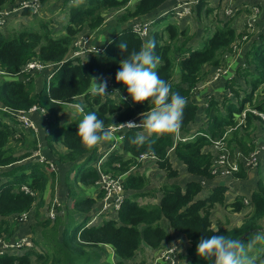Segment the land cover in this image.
Masks as SVG:
<instances>
[{
  "label": "trees",
  "instance_id": "obj_1",
  "mask_svg": "<svg viewBox=\"0 0 264 264\" xmlns=\"http://www.w3.org/2000/svg\"><path fill=\"white\" fill-rule=\"evenodd\" d=\"M46 1L48 0H40L41 5ZM134 1L64 0L62 7L66 12V23L64 33L58 36H54L53 30L46 23L41 24L40 29L25 27L10 34L0 31V68L6 76H21L22 68L32 59L59 63L50 81H45L38 93H34L35 84L31 73H24L23 77L17 78L0 77V103L3 105L0 108V166L10 165L31 155L14 156V149L7 146L14 134V129L7 120L18 121L13 113L15 110L28 111L34 106L46 108L54 114L55 120L50 122L48 136L50 148L55 152L53 143H62L66 146L67 153L58 154L59 160L74 163L70 170V173H74L72 179L70 173L66 178L68 197L73 200L72 210L66 215V221L57 215L54 220L47 218L42 222V232L51 244V251L37 252L29 249L21 255L2 254L0 264H32L34 256L37 264H107L100 261L101 255L97 248L101 244L112 245L120 258L117 264H124V261L136 256L143 242L158 248L169 237L166 227L161 224L164 218L190 242L184 256L185 264H209L196 253L197 243L202 236L227 235L247 242L253 239V234L264 232L263 175L252 191L250 201L245 196L238 195L231 204L237 212L247 204L251 205L252 210L245 216L242 224L228 227L223 225L228 223L225 221L214 227L212 212L218 203L225 202L228 190L226 185H217L210 190L208 197L198 198L203 190L199 181L191 180L184 186L165 183L158 190L148 189L149 178L136 170L143 164L140 159L142 155L153 153L157 158L156 164L169 178L178 176V170L173 167L170 159V150L173 149L175 156L185 164L188 173L213 178L216 155L207 148L220 141L222 148L219 152L223 153L225 150L228 160L236 162L237 169L231 171L232 176L238 179L248 178L244 159L250 158L258 149L255 134L259 127L264 128L262 116L248 110L251 108L264 114V90L261 88L264 85V31L248 32L247 27L238 31L234 26V17L231 16L226 21H219L213 30L205 25L204 31L208 36L200 48L190 44L193 35L188 33V28L180 27L177 23H168L152 31L147 38L141 37L132 24H129L109 41L104 57L98 53H91L86 59L68 57L78 34L86 28L94 31L104 26L108 11L123 10L118 21L126 23L153 13L169 0ZM18 4L17 0H0V8ZM194 10L200 16L202 13L208 16L215 8L207 0H199ZM24 11L26 14L30 13L28 9ZM151 20L154 26L156 20ZM150 39L155 40V54L160 57L156 71L171 85L173 91L187 98L182 127L176 133L160 135L159 139L153 136L155 143L151 152H147L145 147L137 148L130 143L137 133L143 134V128L126 129L122 148L112 151L105 162L101 161L99 170L89 164L100 159L98 145L89 150L76 135L78 124L83 118L76 117L70 123L60 126L58 108L76 103V98L83 96L84 114L95 112L105 126L109 127L155 107L147 101L134 103L131 98L93 96L91 92V77L102 76L103 73L119 93L126 91V87L115 80L119 63L126 55L118 45L121 41H126L131 52L139 50ZM238 48L243 50L242 64L237 66L234 76L226 79L222 97L212 95L208 98L203 109L207 118L205 125L191 139H176L178 133L187 135L191 124L198 117L200 106L194 98V90L198 84L208 80L212 68L226 67L229 57L236 55ZM244 110H247L246 117L241 122L240 115ZM30 133L37 139L35 131L31 130ZM32 147L33 151L38 149L36 143ZM86 154L88 156L84 162H76ZM45 167V163L29 160L2 173L6 177L14 175V178L0 184V235L7 238L13 236L16 224L10 223V216L21 215L35 207L38 193L44 192L48 182ZM20 170L26 172L16 175ZM99 171L112 173L114 176L125 174L124 188L136 192L124 198L117 219H105L101 225L87 226V216L75 224L77 212L89 213L96 199L104 196L103 189L96 197L87 196L84 190L96 184L100 178ZM52 173L55 178V172ZM22 185L30 187L35 194L23 191ZM54 185L55 182L52 184V192ZM157 191L162 194L159 205L141 204L138 201L143 196H155ZM43 205L44 199L41 197L38 206ZM63 224L60 237L59 227ZM252 245L259 248L256 250L259 251L256 264H264L260 241ZM248 254L253 256L254 251L248 250Z\"/></svg>",
  "mask_w": 264,
  "mask_h": 264
},
{
  "label": "crops",
  "instance_id": "obj_2",
  "mask_svg": "<svg viewBox=\"0 0 264 264\" xmlns=\"http://www.w3.org/2000/svg\"><path fill=\"white\" fill-rule=\"evenodd\" d=\"M20 1H22V0H17V2H20ZM183 1H192L193 3H196L198 0H169L166 3H164L159 9L154 11L153 13H151L147 16H143V17L134 19L130 22L121 23L117 19L114 23H111L109 25L105 24L101 28L92 31V33H89V34L83 33L86 30V29H84L76 37V39L74 41V45H73L70 53H68V57H71L74 49H79L80 47L85 50V52L82 55V59H86L87 57H89L91 52H88L87 50L90 48H93V47L104 48L103 52L98 53L102 57H104L105 48H106L107 44L109 43V41L113 38V36L116 33H118L125 26H127L129 24L133 25V23L137 20L154 19V20H156V22L153 26V30L158 29V27L162 28V27L166 26V24L161 23L164 20H166L164 17L169 15V12L172 10V8L175 4H177L178 2H183ZM209 2H210V0H208V3ZM10 8H11V5L4 7V9H10ZM166 13H168V14L165 15ZM14 16H19V17L23 18V17H27L28 13L26 14V11L22 10L20 12L11 13L9 16H6V17H4V15L0 13V21L4 20L3 23H0V31H2L3 33H6L3 30L4 29L6 30V28L11 26L12 22H14L13 21ZM87 30H89V29H87ZM89 31H91V30H89ZM12 32H14V31H12ZM12 32H9L8 34H10ZM56 36H58V35H56ZM79 41H81V46L77 47L76 44ZM192 45L195 46L194 43H192ZM202 46H203V42L200 43L199 47H202ZM195 47H197V46H195ZM240 64H242V63H239V65ZM237 66L231 67L234 72H235ZM207 69H210V68L208 67ZM216 69L217 68H212L211 73L215 72ZM50 72H51V70L47 69L43 72L31 73V76L34 78V84H36L34 93H38L42 89L45 81H47V77H48ZM23 74L20 77H23L24 76ZM102 76L104 78H107L105 73H103ZM1 77H3V76H1ZM41 78H42V80H41ZM25 79H27V77H25ZM223 79L226 80L225 78H223ZM223 79H219L218 81L206 80V81H203V82L198 84L196 90H194V98L200 106V112L198 114L196 121L193 124H191L189 131L187 132V135H183L181 133H178L176 135V139H179V138L191 139L192 137H195L197 130L201 126L205 125L207 118L204 114L203 109L207 105L208 98L210 96L215 95V96L221 98L222 95L225 93V82ZM239 81L243 85H245L243 80L239 79ZM209 83L213 84V86L212 87L209 86L210 88L207 90L206 87ZM219 87H222V88L220 90H218ZM126 96H127V90L124 92H121L120 97L131 98L130 96H128V97H126ZM114 98H116V97H114ZM82 104H83V96H79L76 98V103L68 104L66 106H71V107H74L76 109V107H75L76 105H82ZM37 107L38 108L32 112V119L38 125V131L35 132L37 135L38 142H37V139L32 135V133H30L31 129L30 130L29 129H23L17 120L10 121L8 119L7 122L14 129V134L10 138L7 146L9 148L14 149V156L19 157V156H23L24 154H30V153L32 154L33 153L32 145L36 143L38 146L37 151H39L40 155H42V156L50 159L52 162H54L57 169H56V171H54L55 172V178H53L52 177L53 173L50 170V168L48 166H46L44 168V171L46 172V174L48 176V182L46 184V188H45L44 192L38 193L39 198L36 202L35 207L33 209L29 210L28 212L24 213V214H26V216L23 217L22 219H21L20 215H18V214L10 216V218H9L10 223L11 224L14 223L16 225L14 228L15 231L13 233V236H11L9 238L18 239V238L28 237V238L32 239L33 242L35 243V247L32 249H35L37 252H40V250H42L41 247H43L42 252H50L51 251V244L49 241H47L44 238V235L42 233V231H43L42 222H44L47 219L46 215L48 213V209L53 204L54 200L57 201V205H58L57 209L60 208V210L58 211L59 217L65 219V221H66V215L72 210L73 200L68 197V191L66 188L67 187L66 186V178H67V175H68L69 171L71 170L72 165L74 163L73 162L64 163V162L59 160L58 154H66L67 153V148L62 143H60V142L53 143V145L55 147V152H53L52 149L50 148V145L48 142V136L50 134V122L55 120V116L50 111H48L46 108H43L40 106H37ZM0 108H3V105L1 103H0ZM63 108L71 109V108L65 107V106L58 108V116L60 115V111ZM40 109H41V113L39 112ZM72 113L64 115L65 116L64 119L67 121L63 123L60 120L59 121L60 126L67 124V123H70L76 117H80V116L83 117V114L79 113L77 110L74 112V114H72ZM141 114L142 113H138L134 117L138 124L142 120ZM59 119H60V117H59ZM143 134H147L145 132V130L143 131ZM117 135L118 134H115L114 137H117ZM255 135H256V140H257V144H258L259 163L257 166L247 168L248 172L250 173V179H248V180L235 178L234 176H232L231 173L227 172L224 167L218 166L217 163L215 164V161H214V165L218 166V173H216L213 178L200 177V176L190 174L187 172L185 164H183L175 156L173 149L170 150L171 163H172L173 167L178 170V176L173 177L169 180L167 179L170 183H178V184L184 186L187 182H189L191 180L199 181L203 186V190L198 194V196H197L198 198L208 197L210 190L217 185L223 184V185H226L228 187V190L225 193V202L223 204L218 203L212 212L211 218H212V220L215 219V222L213 220V226L214 227H217L220 224V222L221 223L225 222V221H222L220 219V218L224 217L223 209L225 210V212H226V210L229 211L228 218L231 221L232 220L233 221L238 220L234 224H232V226L241 225L245 216L248 215L252 210L251 205L247 204L246 207L242 208V210L237 212V211L233 210L231 204L235 201V198L238 195H243V196H245V199H248L250 201L251 193L257 186L259 174H260V172H262V170H264V128L259 127L257 129ZM113 141L114 140H110V141L102 142V143L98 144V155L100 156V159L98 161H92L89 164L98 168L100 160H102V163L105 162L106 159L108 158L109 154L112 151L120 150L122 148V143H120L118 148H116L115 150H112L111 146L113 144ZM207 150L212 151L217 156L218 151H217V148L214 146V144L211 145L210 147H208ZM87 156H88V154L80 157L76 162L77 163L84 162L86 160ZM29 160L36 161L35 158L27 157V158H24L20 161H17L15 163H12V164L7 165V166H0V184H3L4 182H7L8 180H11L14 178V175H11L10 177H6L5 175L2 174L3 172H6V171L12 169L13 167L18 166V165L24 164V163L28 162ZM136 170L141 172L142 174H145L150 179V182H151L150 186H153V187L159 188L161 186V185L159 186V182L165 180V178H166L165 171H163L161 168H159L155 161H151V160L144 161L143 164L140 167H138ZM23 172H26V170L25 171L20 170L16 175H20ZM99 174H100V178L96 182V184H94L90 187L84 188L87 196L96 197L98 195V193L101 191L102 171H99ZM73 175L74 174H70L71 179H72ZM54 182H55V185L53 186L54 191L52 192V184ZM77 190L79 191V188H77ZM135 192L136 191H134V190H126L125 194L127 196V195L133 194ZM156 195L155 196H150V195L143 196V197H140L138 201L141 204L159 205L160 201H161L162 194L159 192ZM41 197L44 199V205L38 206L39 199ZM101 207H102V199L98 198V199H96V201H95V203H94V205H93V207L89 213L77 212L75 214L74 223L78 224L81 221H83V219L85 217L88 216L89 220L86 224L87 226L101 225L105 219H109V218H106L104 214L100 213ZM240 216H241V219H240ZM113 218L117 219L118 214L114 215ZM163 220H165V221H163ZM161 224L164 227H166V229L169 233V237L161 244V246L158 248H154V247L150 246L149 244H147L146 242H143L141 245V248H140L139 252L136 254V256L133 259L124 261V264H133V263L134 264H137V263H139V264L144 263L145 264L148 262V260H150V258L156 256L155 254L160 249L165 248L166 246L170 245L171 243H177V244L180 243L179 244L180 256H181L182 261H183V263L182 262L181 263L185 264L186 260L184 259V256L187 254V250L190 247L189 240L186 238V236L184 234L175 231L170 226L168 220H166L165 218L161 220ZM223 225L228 226L225 223H223ZM62 226L64 227V224L59 227V229L61 228L60 233H59L60 237H62V231L64 229ZM142 226L144 227V225H141V227ZM34 235L35 236L39 235L40 237L39 236L35 237ZM182 243H184L183 246H182ZM252 247H253V245H252ZM97 249L99 251V254L101 255V259H100L101 262H105L107 264H112L114 262V264H117L120 261V258L116 255L115 249L112 245H110V244H103L102 245L101 244L100 247H98ZM26 251L27 250H14L11 252V254L21 255V254L25 253ZM255 252H257V251H255ZM255 252L253 255H257V253H255ZM251 257H253L254 259L257 258L256 256H251ZM35 259H36V256H34V260Z\"/></svg>",
  "mask_w": 264,
  "mask_h": 264
},
{
  "label": "clouds",
  "instance_id": "obj_3",
  "mask_svg": "<svg viewBox=\"0 0 264 264\" xmlns=\"http://www.w3.org/2000/svg\"><path fill=\"white\" fill-rule=\"evenodd\" d=\"M34 7L38 10V6ZM118 47L126 55L119 63V70L115 75L116 82L126 87L134 103L147 101L155 106L141 114L142 120L139 124L130 121L120 126L129 129L143 128L147 134L137 133L130 143L137 148L145 147L147 152H151L155 143L153 136L159 139L160 135L173 134L181 129L187 98L173 91L171 85L156 71L160 57L155 54L154 39L146 41L139 50L131 52L126 41H121ZM91 80L93 96L108 95L106 78L94 76ZM75 107L79 113H84L82 105ZM115 126L113 124L106 127L95 112H90L83 114L76 135L81 143L91 150L102 142L114 140L112 129ZM256 241H264V233L253 234V239L247 242L227 235L202 236L197 243L196 253L209 264H256L255 259L248 254V249Z\"/></svg>",
  "mask_w": 264,
  "mask_h": 264
},
{
  "label": "built area",
  "instance_id": "obj_4",
  "mask_svg": "<svg viewBox=\"0 0 264 264\" xmlns=\"http://www.w3.org/2000/svg\"><path fill=\"white\" fill-rule=\"evenodd\" d=\"M34 6H38V10ZM28 9L32 14H39L41 11V2L40 0H22L19 2L17 6L11 7L10 9H4L0 8V13L4 15V17L9 16L11 13L15 12H20L22 10ZM173 13L175 14L176 19L178 20H183L187 19L189 16H191L194 12V5L191 1H183L179 2L172 8ZM230 15V14H229ZM4 21V20H1ZM152 20L151 19H144V20H137L133 23L132 27L134 30L143 38H147L150 33L152 32ZM78 46H81V41H79L77 44ZM237 48V46H235ZM98 49V52H97ZM88 52L91 53H101L104 51V48L101 47H93L87 50ZM85 52L84 49L81 47L79 49H74L73 54L71 57H79L82 58L83 53ZM241 52V49L238 48L237 54ZM229 56V55H228ZM233 55H231L232 57ZM59 63H46L42 60L39 59H32L27 64L22 68L21 73H36V72H43L47 69H50L51 72L49 73L47 77V81H50L52 78L55 70L58 68ZM231 66H229V61L226 67H221L217 68L215 72L212 73L211 78L209 81H218L221 78H231L234 76L235 72L231 71L228 72ZM230 73H233L231 75ZM0 74H2L3 77L5 78H17L18 76H6L4 71L0 68ZM107 79L108 82V87H107V94L112 96L115 93H118V90L111 84V82ZM27 80V79H26ZM197 88V87H196ZM196 90V89H195ZM38 107L34 106L30 110L25 111V110H15L13 113L16 115L18 121L21 124V127L23 129H31L33 131H38L37 124L35 121L32 119V112L35 111ZM248 110H251L255 113H258L260 116H262L264 120V114L257 112L256 110H252L249 108ZM246 111L244 110L242 114L240 115L241 117V122H243V119L246 117ZM28 114L31 115V119L28 116ZM135 122L137 123L135 118L129 119L125 122L122 123H116V125L113 129V135L117 133L120 134V139L121 143L123 141V134L127 127H122L120 126L121 124H126L127 122ZM138 124V123H137ZM193 138V137H192ZM186 140L185 138H179ZM214 146L217 148V156L215 158V164L217 163L218 166H222L225 168V170L229 173L231 171L237 169L236 162H230L228 160V157L225 153V150L223 153L219 152V149L222 148V144L220 141H217L214 143ZM117 148V145L115 142L112 144L111 149L115 150ZM38 150V149H37ZM33 151V153L29 156L31 158H35L36 161H39L41 163H45L46 166L50 168L51 171H56V165L54 162H52L50 159L40 155L39 151ZM142 162L144 161H155L157 160L156 155L153 153L150 154H144L140 158ZM102 160L99 161L98 168L100 170V163ZM259 163V157H258V149L253 152L248 159H244V164L247 168L257 166ZM218 166L214 165V173H218ZM102 179H101V189L104 190V196L101 198L102 199V208L100 210V213L104 214L106 218L112 219L114 215L118 214V211L122 205V202L124 201V198L126 197L125 191L126 189L124 188L123 185V180L125 177L124 175H119V176H114L112 173H103L102 172ZM21 189L27 193L35 194V192L28 187L27 185H22ZM248 200H246V203ZM56 202H53V204L50 206L48 209L47 213V218L54 220L55 217L58 215L57 213V208H56ZM26 214L20 215L21 219L25 217ZM35 247V243L33 242L32 239L25 237V238H18V239H11L7 238L6 236L0 235V255L2 254H11L12 251L14 250H29ZM179 247L174 245L166 249L165 251H161L160 255L157 257V260L154 261L153 264L161 263V264H180V259L178 257V252ZM114 264V262L112 263Z\"/></svg>",
  "mask_w": 264,
  "mask_h": 264
},
{
  "label": "rangeland",
  "instance_id": "obj_5",
  "mask_svg": "<svg viewBox=\"0 0 264 264\" xmlns=\"http://www.w3.org/2000/svg\"><path fill=\"white\" fill-rule=\"evenodd\" d=\"M63 1L64 0H48V1H46L45 3H43L41 5V9H40L41 12L39 14H32L30 12V13H28L27 17H23L22 18V17H19V16H14V20H13L14 22H12L10 27L6 28V30L4 29L3 31H5L6 34H8L9 32L17 31V30L19 31V30H21V29H23L25 27H34L36 29H40L41 28V24L46 23L49 26V28H51L53 30V33H54L55 36L56 35H61V34L64 33L63 30H64V25L66 23V12H64V7H62ZM136 1L137 0H135L134 3ZM197 2L196 3L192 2L194 7L196 6ZM209 5L213 6L215 8V11L212 14L208 15V16H206L204 13H202V15L200 16L194 10L193 14L191 16H189L187 18V20L186 19L178 20V19H176L174 13H172V14L170 13L169 15L166 16V18H165L166 20H164L161 23L167 25L168 23L174 22V23H177L180 27L188 28V30H189L188 33L190 35H193V38L190 41V44L194 43V45L197 46V47H199L200 43L204 42V39L208 36L206 31H204L205 25L210 26V28L213 30L214 26H216L219 21H226L231 16L234 17V26L237 28L238 31H242L246 27H247L248 32H258V33H260L261 31H264L263 30L264 29V0H210ZM11 7H13V6H11ZM121 13H123V10H114L113 9V10L108 11L107 12L106 25L114 23L119 18ZM87 29L88 28H86V30L83 33H87V34L92 33V31H89ZM158 29H159V27H158ZM155 30H157V29H155ZM152 31H154L153 28H152ZM238 43H240V41H238ZM246 45L247 44H245V46ZM242 51L243 50H241V52H239V54H237V55H233L232 57L231 56L229 57V59H228L229 66L235 67V66L239 65V63H242V61H243L242 60ZM228 69H229L228 72L233 71L232 68H230V67ZM230 74L233 75V73H230ZM178 75H179V73H178ZM211 75H212V73H210V75L208 77V80H210ZM1 76H2V74H0V77ZM221 79H223V78H221ZM41 80H42V78H41ZM225 81L226 80H224V82ZM209 86L212 87L213 84L209 83L207 85V87H206L207 90L210 88ZM221 88L222 87H219L218 90H220ZM261 88H262V90H264V85ZM120 95H121V93L119 94V92H118V93H115L113 95V97L119 98ZM128 96L129 95L127 93L126 97H128ZM65 107H69L71 109L63 108L60 111L59 117H60V120L63 123L67 121V120L64 119V117H65L64 115L65 114H71L72 112H73L72 114H74V112L77 110V109H75L74 107H71V106H65ZM39 112L41 113V109L39 110ZM28 116L31 119V115L28 114ZM80 118H83V117L80 116ZM10 121H13V120L10 119ZM19 124H20V122H19ZM37 127H38V125H37ZM117 134L118 135H117V137H115L113 143L115 142V144L117 145V148H118L119 144L121 143V139L119 137L121 133L119 132ZM69 173H70V171H69ZM70 174H74V173L71 172ZM261 175L264 176V170H262V172H260L259 177ZM167 179L169 180L171 178H169L166 175L165 180L159 182V186L160 185L162 186L163 184L168 183L169 181ZM248 179H250V173H249V176H248L247 180ZM243 180H246V179H243ZM149 181H150V179H149ZM150 185H151V182H150V184L148 186V189H157L158 190L159 188H161V186L158 188V187H153V186H150ZM67 191H68V188H67ZM158 193L159 192L157 191L156 194H158ZM53 202L57 203L56 200H54ZM57 206L58 205L56 204V208H57ZM57 210H60V208L57 209ZM223 213H224V217H222L220 219L222 221H228V223H227L228 227H232V224H234L236 221H238V220H235V221L232 220L233 221L232 222L228 218V213H229L228 210H226V212H225V210L223 209ZM240 219H241V216H240ZM213 220L215 222V219H213ZM163 221H165V220H163ZM42 228L44 229L43 226H42ZM38 236H35V237H38ZM260 243L262 245L260 247V250L264 252V243H263V241H260ZM179 244L171 243L170 245L166 246L165 248L160 249L155 254L156 256L150 258V260H148V262L145 263V264H153L154 261L157 260V257L160 255L161 251H165L166 249H168L169 247L174 246V245L179 247ZM183 245H184V243H182V246ZM41 249L43 250V247H41ZM42 250H40V252H42ZM250 250L255 252L256 250H259V248L256 249L254 247H251ZM178 252H179L178 253V257L180 259V264H182L183 261H182V258L180 256V248H179ZM255 253H257V255H253V256L258 257L259 252H255ZM32 264H37V260L36 259L34 260V258H33L32 259ZM137 264H139V263H137ZM157 264H161V263H157ZM164 264H166V263H164Z\"/></svg>",
  "mask_w": 264,
  "mask_h": 264
}]
</instances>
